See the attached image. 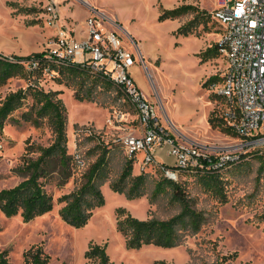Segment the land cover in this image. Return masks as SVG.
<instances>
[{"label":"rangeland","instance_id":"obj_1","mask_svg":"<svg viewBox=\"0 0 264 264\" xmlns=\"http://www.w3.org/2000/svg\"><path fill=\"white\" fill-rule=\"evenodd\" d=\"M49 1L0 0V39L22 55L17 51L0 54L21 57L45 51L50 36L42 39L41 35L56 29L44 20ZM219 2L54 0L60 21L62 15L73 13L74 22L88 35L85 21L96 17L103 27L116 33L126 50L134 53L136 64L131 76L179 143L199 145L210 154H248L245 160L221 172L211 185L196 173L179 175L177 183L183 195L205 217L198 233L189 234L182 245L173 248L131 249L117 227L118 209H126L139 220H168L181 212V206L171 187L157 191L158 183L165 178L157 169L148 168L141 198L131 199L111 188V183L120 182L128 161L122 137L139 134L129 100L120 87L91 72L61 74L59 66L32 72L22 63L21 71L0 81V103L9 93L30 85L45 92L62 91L59 98L67 110V152L76 163L66 170L58 160L50 163V174L42 179L54 200L50 212L24 221L20 214L7 217L0 210V251H7L12 264H22L24 252L33 246H42L51 256V264H86L85 254L92 244L104 247L115 264H264V147L244 146L245 141L218 118L226 109L211 84L219 81L226 61L218 53L208 60L201 57L220 39V25L212 17ZM182 5H192L195 11L175 20L158 21L163 9ZM197 13L201 24L188 36L177 34L178 28ZM25 51L29 54L23 55ZM210 77L214 80L205 84ZM38 108L29 92L0 135V190L14 187L28 176L22 170L24 159L38 157L35 147H48L55 141L48 116H38ZM105 148L104 178L97 180L105 203L94 210L85 226L73 227L60 217L63 203L59 199L86 181L87 171ZM139 162H134L132 177L143 173ZM170 162H174L172 157ZM130 186L127 184V188Z\"/></svg>","mask_w":264,"mask_h":264},{"label":"built area","instance_id":"obj_2","mask_svg":"<svg viewBox=\"0 0 264 264\" xmlns=\"http://www.w3.org/2000/svg\"><path fill=\"white\" fill-rule=\"evenodd\" d=\"M214 12L222 30L218 50L226 66L213 91L224 99L228 125L242 138L246 147H264V0H219ZM44 20L56 34L46 41L45 59L56 65L75 64L95 75H102L121 88L137 118V133H129L121 142L127 157L140 159V171L157 169L165 178L178 182L183 171L202 174L221 171L241 156L210 154L201 146L179 143L160 120L157 108L131 76L136 64L134 53L126 50L114 31L107 30L96 17L85 21L87 37L78 39L59 24L58 6L50 0ZM61 23V21H60ZM8 57V56H7ZM13 60V57H9ZM143 60V59H142ZM24 63V62H21ZM27 64L29 70L38 61ZM135 130V129H134ZM163 150L174 159L165 163L157 159ZM139 155H142L140 158Z\"/></svg>","mask_w":264,"mask_h":264},{"label":"trees","instance_id":"obj_3","mask_svg":"<svg viewBox=\"0 0 264 264\" xmlns=\"http://www.w3.org/2000/svg\"><path fill=\"white\" fill-rule=\"evenodd\" d=\"M192 10L195 11V7L192 5H182L174 9H163L158 21L175 20ZM214 20L218 22L215 18ZM200 24L199 13H197L194 19L178 28L177 34L188 36ZM221 31L219 29V34ZM217 53L220 55L218 44L216 43L215 46H211L201 53V57H204L203 60H208L211 57H215ZM44 56L45 52H41L33 53L29 56L13 57V60H11L9 57L0 54V81L6 80L15 75L16 72L21 71V62L38 61L39 65L32 68V72L35 70L42 71L46 68L50 71L58 66L55 62L47 61ZM59 67L61 74L90 73L88 70L72 63L62 64ZM97 76L107 79L102 75ZM213 80L214 77H210L205 84ZM35 86L30 85L28 89H19L11 92L0 103V135H2L11 115L23 106L29 96V92L33 96L35 104L39 106L36 113L40 117L48 116L55 134V141L50 146H38L33 149L34 152L39 153L37 158L29 157L24 159L22 170L28 176L14 187L0 190L1 212L7 217L20 214L24 221H30L53 209V197L46 191L44 182L42 181L43 178L48 177L50 174V163L58 160V163L65 170L70 165H74V162L76 163L75 157L69 156L67 152V110L62 99L59 98L62 91L45 92ZM220 99V104L225 106L224 99ZM218 118L223 121L226 128L237 134L223 117L219 115ZM209 122L213 124L212 118H210ZM107 154L108 150L105 148L96 162L87 171L85 175L86 181L78 189L63 195L59 199V202L63 203L59 211L60 217L64 222L73 227L81 228L85 226L93 216L94 210L102 207L105 203V198L97 180L104 178ZM247 154L242 155L236 163L245 160ZM127 158V165L122 172L120 182L111 183L110 185L113 190L124 192L131 199H138L145 194V175L148 172L132 177L135 158ZM231 167L232 164H228L221 171L209 172L207 174L194 171H183L181 174H199L205 178L207 185H211L216 182L221 172ZM129 183L131 186L127 188V184ZM167 187L173 189L174 198L181 206V212L168 220L156 218L139 220L133 217L126 209H118L117 227L124 236L129 248L140 249L144 246L173 248L182 245L189 234H195L200 231L205 221L203 213L192 208L190 202L183 195L182 187L175 181L164 178L158 183L157 191L164 192ZM85 258L86 264H115L106 253L105 248L98 244L90 246L85 254ZM0 264H12L8 259L6 250L0 251ZM22 264H51V256L44 251L42 246H33L24 252ZM60 264L65 263L62 262ZM211 264H225V262L219 261Z\"/></svg>","mask_w":264,"mask_h":264},{"label":"crops","instance_id":"obj_4","mask_svg":"<svg viewBox=\"0 0 264 264\" xmlns=\"http://www.w3.org/2000/svg\"><path fill=\"white\" fill-rule=\"evenodd\" d=\"M63 14H65V13H63ZM67 14V13H66ZM73 16H74V14L72 13V14H69V12H68V14L67 15H62V24H64V25H67V26H69L68 28L70 29V30H72L73 31V33L75 34V36L78 38V39H82V38H85V37H87V34H86V32H84L83 30L81 31L80 29H79V25H77L75 22H74V18H73ZM68 20H70V21H68ZM51 31H52V33H51ZM56 31V29H50L49 30V32L48 33H42V35H41V37H42V39H44V37H45V35H49V36H51L54 32ZM2 51H6L7 53H10V52H15V51H17V52H19V54H21L22 55V53H20V51H18V49L17 48H8V46L6 45V41H2L1 39H0V53H3ZM26 53H24L23 55H26V54H29L28 52L29 51H25ZM32 52H36V51H32L31 50V52L30 53H32ZM16 53V52H15ZM207 71H204V73H206ZM205 75V74H204ZM205 77V76H204ZM203 77V78H204ZM157 156H159L158 157V159L160 160V161H162V162H165V163H171L170 162V157H168L167 155H166V153L165 152H163V151H160V153H158V155Z\"/></svg>","mask_w":264,"mask_h":264}]
</instances>
